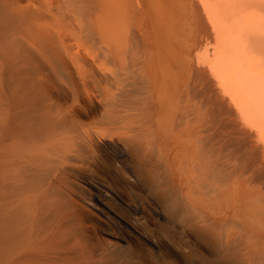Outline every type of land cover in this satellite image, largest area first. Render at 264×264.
Segmentation results:
<instances>
[{
  "label": "bare ground",
  "instance_id": "6f19581e",
  "mask_svg": "<svg viewBox=\"0 0 264 264\" xmlns=\"http://www.w3.org/2000/svg\"><path fill=\"white\" fill-rule=\"evenodd\" d=\"M0 59V264L106 228L158 247L153 197L210 260L264 264V0H0Z\"/></svg>",
  "mask_w": 264,
  "mask_h": 264
},
{
  "label": "rangeland",
  "instance_id": "374dc122",
  "mask_svg": "<svg viewBox=\"0 0 264 264\" xmlns=\"http://www.w3.org/2000/svg\"><path fill=\"white\" fill-rule=\"evenodd\" d=\"M1 64H2V60L0 59V71L3 69ZM0 73L3 74V75L1 74L2 76L0 77V79L2 80V78H4V76L6 75H4V72L2 71ZM0 83H3V82L0 81ZM2 87H3L2 84H0V90ZM107 154L109 155L108 156L109 158L112 156L111 153H107ZM110 159H112L113 166L117 167V165L119 164V166H121L122 168L119 166L118 168L123 169L124 167L125 169L127 167V170L125 169V174L129 173V175H132L131 174L132 172H130L132 171L131 170L132 168L130 166L131 163L129 162L128 159L122 160L119 158L118 160L115 157L114 159L113 157H111ZM127 160L128 162L126 163ZM125 164H127L126 167H125ZM126 176L128 177L127 174ZM144 199L145 198L140 199L139 197V201L140 200L143 201ZM149 200H150L149 206L147 207L146 205L147 208L145 207L146 208L145 214L149 216L148 219L150 218L149 228L151 229L150 232L152 233L151 238H153L154 241L156 240L155 242L158 247H152V248L148 247L147 245H145V242L143 241L142 237L138 238V236H136L132 231H129L128 229H125V228L124 229L121 228L119 231L121 232L120 234L124 237L123 239H126V240L125 241L121 240L120 245L122 246L119 247L118 245V247H116L115 245L119 243L115 242V239L112 238L115 231L106 228L104 233L97 234L96 235L97 237H94L92 240V242L94 243L96 247L98 245L96 244V242L97 243L100 242V244L98 245L100 246L99 248L94 247V249L96 250L92 249L91 250L92 252L85 250L86 251V252L84 251L85 253L81 252L84 254L76 255V259H74V256L70 257L71 260L69 259V261H67L66 263L67 264H211V263L219 264V262L216 260H213V261L210 260L208 256L209 254L208 245L205 242L195 240L191 235L186 234L184 231H182L180 226L172 223L168 219V215H166L165 218L158 217L155 214V211L164 210L163 205L161 203H157L158 201L156 200L155 197ZM107 203L110 204L111 201H108ZM111 204L112 206H114L113 203ZM116 206L118 205L115 204L114 206V208L116 209L114 210L115 212L119 213L121 212V210H123L121 206H118L120 210L119 208L117 209ZM124 212L125 211L123 210L120 214L122 215L124 214V217H125L128 214ZM109 233L113 235L111 236V234ZM104 239H107V240L104 241ZM108 239H110L111 242L108 241ZM112 241L114 242V244H112L113 243ZM106 242L110 243V245L111 244L114 245V247L112 245L111 246L109 245L110 247H113L114 249L118 248L119 249L118 253L122 251H123L122 253H124V250L126 249H127V252L125 251L124 254L122 253L118 254L117 252L114 251L113 248H110ZM101 246L102 247L104 246L105 249L107 248L108 250L107 249L103 250L104 247L102 248ZM122 247L124 248V250ZM99 249L103 250L105 253L103 251H100ZM111 252L112 254L113 253L114 254L112 255ZM132 252L135 254L133 255ZM109 253L111 257L108 256ZM115 254L118 255L117 258H115L116 257ZM129 254L130 255L132 254V255L128 256ZM79 255H82V256L79 257ZM204 258H206V260L209 258L208 260L212 262L210 263L209 261L208 263V261L207 262L204 261L205 260ZM124 259L125 260L127 259L126 263ZM63 264H65V262Z\"/></svg>",
  "mask_w": 264,
  "mask_h": 264
}]
</instances>
